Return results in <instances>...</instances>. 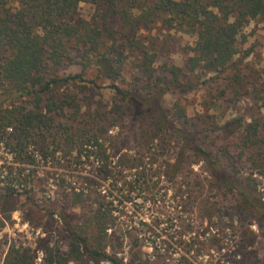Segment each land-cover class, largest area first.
Returning <instances> with one entry per match:
<instances>
[{
	"label": "trees",
	"instance_id": "1",
	"mask_svg": "<svg viewBox=\"0 0 264 264\" xmlns=\"http://www.w3.org/2000/svg\"><path fill=\"white\" fill-rule=\"evenodd\" d=\"M81 2L95 7L89 19L76 15ZM257 18H264V0H0V143L28 163L34 161V151L44 159L60 151L61 156L86 151L96 157L97 169L114 179L123 169L136 168L129 184L140 192H152L162 176L181 177L175 186L181 197L178 203L155 208L160 215H176L171 220L181 223L171 240L160 243L163 250L184 251L178 252V261L172 264H194L192 254L205 255V240L197 237L204 234H190L195 233L193 214L222 231L205 238L207 247L218 253L219 264H256L252 260L255 250L248 248L253 241L246 240L245 233L237 236L240 227L233 230L232 217L251 236L255 234L246 226L251 221L264 227V185L260 186L259 179H264V76L246 78L234 60L244 26ZM155 25L194 38L182 66L159 61L156 36L141 32ZM66 64L80 65L81 71H60ZM124 69L128 80L122 75ZM198 71L214 74L220 81L216 98L229 103L247 98L254 111L226 119L211 114L203 122L188 118L177 101L173 107L165 105L167 93L194 87L191 75ZM103 87L111 88L114 96L105 99L100 92ZM113 126L124 128L125 134L133 132L134 145L146 154L130 157L125 152L112 163L106 151L119 136L106 137ZM170 137L180 142V157L173 163L163 159L153 169L158 161L154 147L165 152ZM188 155L204 161L206 175L190 167L180 175ZM18 170H9L14 174L7 177L8 183L29 182L28 174L19 175ZM116 184L108 188L115 190ZM87 187L96 194L95 205L80 230L71 218H64L71 239L68 250L47 247L39 264H122L113 250L120 236L115 229L107 231L115 219L113 208L96 188ZM72 189L74 202L85 199L84 188ZM14 190L8 184L0 187V229L14 209ZM30 192H25L26 198ZM215 218L219 220L213 222ZM222 221L232 229L229 235L218 227ZM139 224L138 228L130 226L140 234L132 239L133 245L151 239L156 264H170L165 260L169 257L154 246L162 232L146 221L139 220ZM109 246L113 252L107 250ZM2 264H36L35 255L12 243Z\"/></svg>",
	"mask_w": 264,
	"mask_h": 264
},
{
	"label": "rangeland",
	"instance_id": "2",
	"mask_svg": "<svg viewBox=\"0 0 264 264\" xmlns=\"http://www.w3.org/2000/svg\"><path fill=\"white\" fill-rule=\"evenodd\" d=\"M94 11V5L81 2L76 15L78 18L89 19ZM141 32L149 36L151 34L156 36L154 42L155 47L157 46L159 49V61L169 60L180 66L185 63L190 54V46L193 44L194 38L177 30L162 28L161 25H155L150 30H141ZM243 34L244 39L237 44L239 53L234 56V60L239 61L237 66L240 68L241 73L246 75V78L259 77L260 73V78H262L264 76V18L249 21L243 28ZM59 70L66 73H76L81 71V67L77 64H66L62 65ZM122 75L128 80L129 72L127 69L122 70ZM191 77L194 87L187 92L172 91L167 93L164 96L165 105L173 107L177 101L178 104L184 107L188 118L194 121L197 118L203 122H207L209 120L208 116L211 114L218 119H226L236 114H250L254 111L252 110V103L247 98L239 99L234 103L223 102L216 98L220 89V81L215 78L214 74L202 75L198 71L192 74ZM100 92L105 99L114 96L113 90L109 87H103ZM215 102H217L216 105H214ZM174 109L175 106L172 110ZM204 117H207V120H204ZM123 123L127 125L129 120H124ZM123 130L124 128L113 126L107 132L108 137L106 139L119 136L118 141L106 151L110 159L113 160L112 163L117 161L119 156L125 152L130 157L146 154L142 153L137 145H134L133 132L125 134ZM120 133L121 135H119ZM180 146L179 141L177 142L173 137H170L169 146L166 147L165 152L162 153L160 149L154 147L152 152L157 156L158 161L153 164V169L163 159L173 163L176 158H179ZM28 149L30 150L32 147ZM85 152L81 151V155H78L77 152L71 151L67 156H61L62 152L60 151L55 153L53 158L44 159L38 154L39 152L34 151L35 159L32 163H28L27 160L19 159V156L9 151L3 143H0V187L8 184L15 188V192L11 197L14 209L10 211V219L0 229V264H2L3 257L12 243L16 246L29 248L35 255L36 264L42 261L47 247L57 248L63 252L67 251L71 239L64 226V218H71V223L79 229L78 227L83 225V221L95 205L94 198L96 194L89 191L87 184H91L101 195H104L105 201L113 208L115 219L113 225L107 231L110 234L111 230L115 229L116 235L120 236L119 239H116L113 250L121 258L122 264H156L157 256L154 253L155 249L152 247L151 239L145 241L144 245H133L132 239L136 236L140 237V234L137 230L130 229V226L138 228L140 226L139 220L156 226L162 232L161 237H156L157 241L154 246L159 247L160 250L157 252L169 257L165 260L170 264L177 262L180 254L178 252L184 251H174L171 247L168 250L167 248L163 250L160 243L162 240H171L170 235H173V230L181 223L177 219H175V223L171 220L176 215H160L155 211V208L160 204L170 206L178 203L177 200L181 197H179V193L176 194L175 186L181 183L182 178H174L171 181L166 176H162L159 184L153 187L152 192H148V190L140 192V190L130 187L129 184L130 181H133L136 168L123 169L117 174V179H114V176L107 177L106 173H102L97 169L99 166L96 157L91 153L85 154ZM143 159L146 160L147 158L144 156ZM183 162L182 167L184 169L180 174L181 176L186 172L187 167L200 173L201 176L206 175L208 172L204 161H200L196 157L188 155ZM163 167L161 166V169ZM17 168L20 171L19 175L26 176L28 174L29 182L24 185L17 181L7 182V177L14 174V172L10 173L9 170H16ZM1 175L4 177H1ZM85 177L90 179H85ZM259 179L261 180L260 186H263L264 179ZM112 183H117L115 190L108 188L111 187ZM72 186L76 187L77 192L84 188L83 196L85 199L83 201L77 203L73 201V196L70 195L73 192ZM27 190L31 191L29 198H26L25 192ZM123 211L125 212L123 213ZM180 216L185 219V215L179 214ZM192 217L195 218L191 222L195 233L190 234H196L197 236V234L202 233L204 236L199 235L197 237L200 240H205L203 245L205 255H191L194 264H219L217 262L218 253L207 247L206 239L212 234L220 235L222 231L210 224L206 218L200 217L199 219L197 214H193ZM232 218H234L233 230L240 227L236 232L237 236H242L245 233L244 238L253 241L248 247L255 250L252 254V260L256 264H263L264 227L255 220L251 221L249 225H246L255 234L251 236L250 233L244 232L245 226L237 221L236 216ZM216 220L219 219L215 218L213 222H216ZM222 223L223 225L218 227L225 229L224 232L229 235L232 229L225 228L229 225L228 223L224 221ZM152 236L155 237L156 235L152 233ZM187 238H189V235H185V239ZM173 239H176V237L174 236ZM119 240L122 241L120 245L118 244ZM107 250L113 252L110 246L107 247ZM69 264L78 263L72 261ZM100 264L110 263L101 262Z\"/></svg>",
	"mask_w": 264,
	"mask_h": 264
},
{
	"label": "built area",
	"instance_id": "3",
	"mask_svg": "<svg viewBox=\"0 0 264 264\" xmlns=\"http://www.w3.org/2000/svg\"><path fill=\"white\" fill-rule=\"evenodd\" d=\"M1 177H4L3 175H1Z\"/></svg>",
	"mask_w": 264,
	"mask_h": 264
}]
</instances>
